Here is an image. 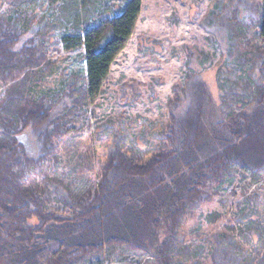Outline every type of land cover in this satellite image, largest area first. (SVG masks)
Masks as SVG:
<instances>
[{
  "label": "trees",
  "instance_id": "1",
  "mask_svg": "<svg viewBox=\"0 0 264 264\" xmlns=\"http://www.w3.org/2000/svg\"><path fill=\"white\" fill-rule=\"evenodd\" d=\"M245 1L236 0L232 13L237 16ZM7 2L8 15L0 14V81L6 88L0 103V264H101L117 249L138 252L149 264H205L184 245L182 228L193 209L211 201L209 189L232 178L235 169L253 179L263 176L264 86L252 93H220L217 104L191 71L167 102L168 122L154 135L159 142L154 151L146 158L147 151L129 152L123 136L115 135L97 185L65 195L59 206L48 172L70 132L69 116L100 95L133 33L141 1L128 0L115 12L107 0H48L39 19L25 18L13 0ZM250 5L256 39L264 45V0ZM52 16L77 31L60 42L67 51H84L85 69L82 76L69 77L63 91L34 97L29 86L53 65L38 48L43 41L37 26ZM224 16L220 25L230 35L233 25L243 27L231 13ZM257 56L264 75V50ZM29 73L36 76L32 82ZM22 134L34 137V157L19 142ZM250 227L263 242L258 256L240 254L230 237L219 233L211 235L209 264H264V223Z\"/></svg>",
  "mask_w": 264,
  "mask_h": 264
},
{
  "label": "rangeland",
  "instance_id": "2",
  "mask_svg": "<svg viewBox=\"0 0 264 264\" xmlns=\"http://www.w3.org/2000/svg\"><path fill=\"white\" fill-rule=\"evenodd\" d=\"M13 1L25 18H42L49 8L48 0ZM126 1L107 0V7L116 12ZM140 1L133 33L112 63L100 95L69 116L70 132L59 142L52 172H48L52 182L49 190L57 193L54 204L60 206L61 198L69 193L92 191L115 135L123 136L129 152L147 151L146 158L154 151L159 143L154 135L168 122L167 102L173 98L174 88L186 85L191 71L198 73L217 104L220 93H252L259 84L264 86L257 56L264 45L256 39L257 27L249 14L250 4L257 0H246L238 7L237 16L232 13L236 0ZM10 7L7 0H0V14L8 15ZM228 13L244 22L243 27L233 25L231 35L220 25ZM37 29L43 41L37 42L38 48L53 65L43 78L29 73V81L36 78V84L28 89L34 97L43 93L53 96L64 90L69 77L83 75L84 51H67L63 47V36L77 35L64 19L47 17L46 21L40 20ZM2 86L0 81V103L6 99V88ZM19 138L27 155L34 157V137L22 134ZM209 191L211 201L193 209L182 228L184 245L193 258L209 264L207 258L214 246L211 235L219 233L230 237L240 254L249 259L258 256L263 242L250 225L264 223V174L253 179L249 172L235 169L232 178ZM252 208L257 211L249 212ZM209 216L213 219L207 220ZM149 263L138 252L117 249L101 264Z\"/></svg>",
  "mask_w": 264,
  "mask_h": 264
}]
</instances>
